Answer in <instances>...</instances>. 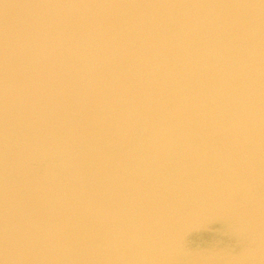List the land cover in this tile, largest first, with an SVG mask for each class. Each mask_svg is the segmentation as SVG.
I'll return each instance as SVG.
<instances>
[{
    "label": "water",
    "instance_id": "1",
    "mask_svg": "<svg viewBox=\"0 0 264 264\" xmlns=\"http://www.w3.org/2000/svg\"><path fill=\"white\" fill-rule=\"evenodd\" d=\"M0 264H264V0H0Z\"/></svg>",
    "mask_w": 264,
    "mask_h": 264
}]
</instances>
